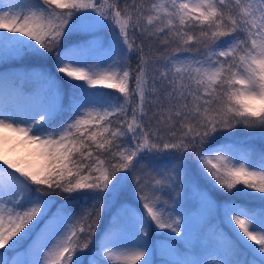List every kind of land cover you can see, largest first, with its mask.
Masks as SVG:
<instances>
[{"label": "snow or ice", "instance_id": "obj_1", "mask_svg": "<svg viewBox=\"0 0 264 264\" xmlns=\"http://www.w3.org/2000/svg\"><path fill=\"white\" fill-rule=\"evenodd\" d=\"M5 133L0 264H264V0H0Z\"/></svg>", "mask_w": 264, "mask_h": 264}, {"label": "rangeland", "instance_id": "obj_2", "mask_svg": "<svg viewBox=\"0 0 264 264\" xmlns=\"http://www.w3.org/2000/svg\"><path fill=\"white\" fill-rule=\"evenodd\" d=\"M100 36L106 37V33H99ZM58 75H62L57 73ZM67 79V78H66ZM73 83H83V82H77L73 81ZM93 91H101V92H107L112 91L115 92L114 89H108L103 86H97V88L92 89ZM116 95H120L119 93H115ZM4 135L8 136L9 139L6 142H0V157L8 159L10 162L17 163L22 167H31L33 169L39 168L43 161L40 160L34 153L35 149L33 146L24 144L19 142L20 137L14 136L11 133H5ZM239 139H243V136H239ZM256 140L252 141V144ZM259 141V140H258ZM257 150L261 147H255ZM2 166V165H0ZM122 175V173H121ZM217 195V196H216ZM212 198L214 200H222L223 198L219 196L217 193H212ZM137 207H141L139 203H137ZM52 211H55V207H53ZM141 211H143L141 207ZM112 264H117L116 261H113Z\"/></svg>", "mask_w": 264, "mask_h": 264}, {"label": "trees", "instance_id": "obj_3", "mask_svg": "<svg viewBox=\"0 0 264 264\" xmlns=\"http://www.w3.org/2000/svg\"><path fill=\"white\" fill-rule=\"evenodd\" d=\"M133 67H135V64H133ZM66 79V78H65ZM253 145L255 146V147H260L261 146V144H260V142L258 141V140H256L254 143H253ZM217 196V195H216ZM223 198V197H222ZM56 199H59L58 197L56 198Z\"/></svg>", "mask_w": 264, "mask_h": 264}]
</instances>
